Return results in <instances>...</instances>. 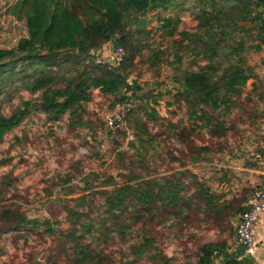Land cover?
Listing matches in <instances>:
<instances>
[{"label":"trees","instance_id":"trees-1","mask_svg":"<svg viewBox=\"0 0 264 264\" xmlns=\"http://www.w3.org/2000/svg\"><path fill=\"white\" fill-rule=\"evenodd\" d=\"M9 12L26 22L28 38L0 49V145L32 114L54 124L65 119L86 145L81 130L95 137L106 128L118 173L85 172L73 162L43 189L48 201L37 213L14 194L11 204H0V257L3 235L25 234L58 247L45 264H60L64 255L69 264H115L119 255L129 264H255L243 258V247L228 242L236 236L235 220L249 209L248 190L229 199L221 190L229 171L216 170L214 190L195 170L234 154L231 137L240 133L239 124H264V79L249 59L264 54V0H18ZM152 12L157 26L149 29ZM191 13L196 30L181 31ZM155 33L163 44L155 45ZM108 44L124 47L122 66L96 62ZM144 66L158 77L163 67L171 69L174 88L147 90L140 82ZM96 90L113 110L133 99L126 126L92 120L88 105ZM164 98L169 109L184 112L178 122L158 112ZM16 100L12 113L4 109ZM255 153L264 158V137ZM16 157L24 154L0 158V168ZM3 180L11 185L7 176ZM191 231L227 236L201 243ZM182 241L191 244L177 252L179 259L161 248Z\"/></svg>","mask_w":264,"mask_h":264},{"label":"rangeland","instance_id":"rangeland-1","mask_svg":"<svg viewBox=\"0 0 264 264\" xmlns=\"http://www.w3.org/2000/svg\"><path fill=\"white\" fill-rule=\"evenodd\" d=\"M17 1L18 0H0V49L14 48L19 40L27 34V30L22 23L23 21H19L9 12V7ZM156 17L154 12L149 14V18L154 19L149 29H153L157 26ZM196 26L197 22L194 19V15L191 13L184 16L182 24L180 25V30L194 32ZM153 40L155 45L163 44L161 38H159L156 33L154 34ZM249 59L251 64L257 67V73L264 79V54L251 55ZM141 71L144 74L143 79L140 81L142 86L147 90L153 89L154 94L174 88L169 79V76L173 73L171 69L163 67L160 72V77L155 76V73L147 70L146 66L141 68ZM135 75L136 73H133L131 77L134 78ZM253 82V80L249 82L247 90L251 89ZM167 98L168 96H166V100ZM18 104L19 101L16 100L11 105H4V109L12 113ZM88 110L96 114V116H92L93 121H95L96 118H101V120L105 122L108 116H113L115 114L110 99L101 95L98 91H94V100L88 105ZM157 110L162 116L172 119L173 122H178L184 117L183 111H176L175 107L169 109L165 98L160 100V105L157 106ZM168 112H171V114ZM150 126L152 127L153 125L151 124ZM239 129L240 133L234 134L231 137V146L234 151L233 155L217 156L216 161L210 164L211 166L207 165V163L196 165L197 169L195 172L200 178L206 180L214 190H216V186H214V183H211V178L213 177L216 179L214 173H216V170L223 169V162L228 164V160L232 158L238 159L243 157L250 160L257 156L255 149L257 148V142L264 137V124L262 127L256 128L250 124H239ZM51 134H53V136H51ZM79 134L82 137H86L88 145H86L84 140L77 138L74 133L69 131L65 119L54 124L47 122L44 116L32 114L12 135L6 138V141L2 145H0V158L24 154V159L16 157L10 165L0 168V204H11L15 201V199H11L13 198L12 196L19 193L24 196L26 200L31 201V203H24L23 200L19 199L16 200L20 204L26 205V210H29L31 213L32 211L37 213L38 209H43L44 203L48 201L43 189L51 187L54 182L58 181L57 179H53L54 175L57 172H64L73 162H76L74 169L84 170L85 172L105 170L116 176L118 172L114 170L115 167H113L115 162V145L114 139L107 136L109 131L106 128L103 130L99 128L95 137H93L88 130H81ZM130 134V137H132V132H130ZM16 136L20 138V142L15 141L14 137ZM128 140L129 138L127 139V143ZM97 154H99L100 158ZM260 158L263 157L260 156ZM103 163H105V165H103ZM4 176H7L8 181H11L10 186H5L6 183L3 180ZM81 186L83 185L81 184ZM58 192L59 189L55 190V194ZM42 215L48 216L46 212H42ZM236 223L237 219L235 220V224ZM192 224L197 225V221ZM191 232L199 234L200 237L196 239L198 240L197 242L201 243L221 240L227 236H220L215 231ZM162 233L163 230H160V234ZM185 233L187 234V232ZM162 240L163 238L160 236V241ZM26 241L28 243H25ZM52 243V240L44 241L40 235L28 236L24 234L23 238H18L16 235H3V238H1V246L2 249L4 248V252L0 257V264H34V261H38L39 264H45L51 256L56 254L55 250L58 247L52 245ZM184 244L191 243L190 241H182L181 246H179V243H168L161 248H163L168 255H176L179 259L182 254L181 252L179 254L177 252L184 250ZM190 248L191 250H196V246H191ZM36 251H41L40 256H37ZM115 258V264H129L126 263V258L120 255ZM60 262V264H69L68 256H61ZM133 264L152 263L145 260L141 263L135 262Z\"/></svg>","mask_w":264,"mask_h":264},{"label":"built area","instance_id":"built-area-1","mask_svg":"<svg viewBox=\"0 0 264 264\" xmlns=\"http://www.w3.org/2000/svg\"><path fill=\"white\" fill-rule=\"evenodd\" d=\"M100 54L96 59L98 64L105 65L106 63H111L114 67L122 66L126 57L125 49L122 46L113 49L110 56H106L103 49L100 51ZM128 82L132 84V78ZM134 108L135 102L133 99L118 104L115 114L105 119L106 125L110 128L126 126L125 117ZM262 212H264V187L254 193L250 199L249 209L237 218L236 236L232 241V246L234 248H244L243 258L250 256L254 251L256 229Z\"/></svg>","mask_w":264,"mask_h":264},{"label":"crops","instance_id":"crops-1","mask_svg":"<svg viewBox=\"0 0 264 264\" xmlns=\"http://www.w3.org/2000/svg\"><path fill=\"white\" fill-rule=\"evenodd\" d=\"M22 23L27 30V34L21 39L28 38V28L26 22L23 21ZM102 49L104 50L106 56H110L112 54V45L108 44ZM96 91L100 92L99 90ZM222 168L229 171V184H224L223 188H221V190L228 194L229 199L233 194H240L244 190H248L251 195L249 199H251L255 192L264 187V159L260 158L259 155L250 160L243 157L238 159L232 158L231 160H228V164L223 162ZM228 242L232 244L230 239H228ZM234 251L235 249L232 248L231 252ZM250 257L255 264H264V212H262L259 217V223L255 236V247ZM218 263L219 261H217V264Z\"/></svg>","mask_w":264,"mask_h":264}]
</instances>
